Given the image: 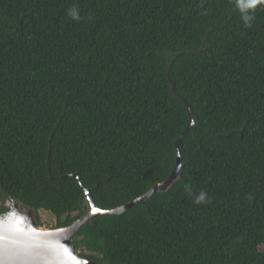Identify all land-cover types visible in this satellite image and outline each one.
<instances>
[{
	"label": "trees",
	"instance_id": "16d2710c",
	"mask_svg": "<svg viewBox=\"0 0 264 264\" xmlns=\"http://www.w3.org/2000/svg\"><path fill=\"white\" fill-rule=\"evenodd\" d=\"M178 144V180L84 226L82 258L264 264V7L245 27L233 0H0V214L17 201L67 227L85 190L126 206Z\"/></svg>",
	"mask_w": 264,
	"mask_h": 264
},
{
	"label": "water",
	"instance_id": "95a60500",
	"mask_svg": "<svg viewBox=\"0 0 264 264\" xmlns=\"http://www.w3.org/2000/svg\"><path fill=\"white\" fill-rule=\"evenodd\" d=\"M181 170L178 144L176 168L165 182L156 184L145 196L114 210L101 209L85 190L89 212L67 227L46 229L39 224L38 213L33 208L24 207L17 201L8 202V212L0 214V264H100L82 258L76 250L74 239L81 229L97 217L122 216L137 205L146 204L153 195L168 190L178 180Z\"/></svg>",
	"mask_w": 264,
	"mask_h": 264
},
{
	"label": "clouds",
	"instance_id": "9594fccd",
	"mask_svg": "<svg viewBox=\"0 0 264 264\" xmlns=\"http://www.w3.org/2000/svg\"><path fill=\"white\" fill-rule=\"evenodd\" d=\"M233 4L240 12V18L245 27H251L255 20V11L258 7H264V0H233ZM67 14L73 20L79 21L81 19L80 10L76 6L69 8ZM185 191L192 196L193 202L197 205L211 203L207 192L203 189L195 192L190 185L186 184Z\"/></svg>",
	"mask_w": 264,
	"mask_h": 264
},
{
	"label": "rangeland",
	"instance_id": "374dc122",
	"mask_svg": "<svg viewBox=\"0 0 264 264\" xmlns=\"http://www.w3.org/2000/svg\"><path fill=\"white\" fill-rule=\"evenodd\" d=\"M78 215L79 214L76 213L72 216V218H75ZM37 217L39 220V224L46 229H55L58 227V219L50 212L40 210Z\"/></svg>",
	"mask_w": 264,
	"mask_h": 264
},
{
	"label": "flooded vegetation",
	"instance_id": "af4514ba",
	"mask_svg": "<svg viewBox=\"0 0 264 264\" xmlns=\"http://www.w3.org/2000/svg\"><path fill=\"white\" fill-rule=\"evenodd\" d=\"M6 212H8V210H7ZM6 212H5V213H6ZM5 213H3V214H5Z\"/></svg>",
	"mask_w": 264,
	"mask_h": 264
},
{
	"label": "snow or ice",
	"instance_id": "6c2138e0",
	"mask_svg": "<svg viewBox=\"0 0 264 264\" xmlns=\"http://www.w3.org/2000/svg\"><path fill=\"white\" fill-rule=\"evenodd\" d=\"M94 211H95V209H94Z\"/></svg>",
	"mask_w": 264,
	"mask_h": 264
}]
</instances>
